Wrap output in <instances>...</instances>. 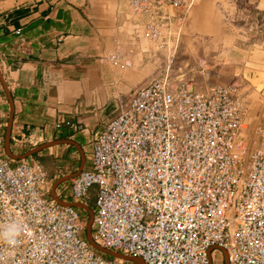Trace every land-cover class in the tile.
I'll list each match as a JSON object with an SVG mask.
<instances>
[{
  "label": "built area",
  "instance_id": "2783aa9c",
  "mask_svg": "<svg viewBox=\"0 0 264 264\" xmlns=\"http://www.w3.org/2000/svg\"><path fill=\"white\" fill-rule=\"evenodd\" d=\"M124 1L134 39L159 50L176 46L195 2ZM247 112L236 86L199 85L182 72L118 97L90 166L63 188L76 202L93 191V244L141 264H212L222 251L227 264H264V122L248 133ZM4 156L0 126V264H138L90 245L80 212L48 197L39 163Z\"/></svg>",
  "mask_w": 264,
  "mask_h": 264
},
{
  "label": "crops",
  "instance_id": "0c3cea01",
  "mask_svg": "<svg viewBox=\"0 0 264 264\" xmlns=\"http://www.w3.org/2000/svg\"><path fill=\"white\" fill-rule=\"evenodd\" d=\"M198 1V16L208 10L225 16L264 13V0ZM130 21L124 0H0L4 157L16 163L42 145L61 142L25 159L47 171L50 199L81 205L74 208L89 219L94 195L76 202L63 188L90 166V144L114 115L116 99L146 80L154 64L152 56L137 53L149 45L134 42ZM114 54L119 63L111 60ZM255 83L262 85L264 77ZM59 121L70 125L56 129ZM212 264H225L223 254L213 253Z\"/></svg>",
  "mask_w": 264,
  "mask_h": 264
},
{
  "label": "rangeland",
  "instance_id": "374dc122",
  "mask_svg": "<svg viewBox=\"0 0 264 264\" xmlns=\"http://www.w3.org/2000/svg\"><path fill=\"white\" fill-rule=\"evenodd\" d=\"M198 5L199 1L195 0L188 15L182 17L176 46L171 42L162 50L149 49L144 53L140 49L137 52L152 56L154 63L152 70L149 69L152 73L138 86L162 74L176 77L179 72L194 78L199 85H234L248 107L246 123L250 133L255 124L264 122V83H255L256 78L264 77L261 58L264 54V13L259 17L246 13L225 16L220 11L214 14L213 10H208L204 16H198L195 15ZM127 28L128 24L126 31L130 35ZM198 65H202V69H198ZM90 196L93 200V191ZM88 221L89 217L82 214L85 231Z\"/></svg>",
  "mask_w": 264,
  "mask_h": 264
},
{
  "label": "water",
  "instance_id": "95a60500",
  "mask_svg": "<svg viewBox=\"0 0 264 264\" xmlns=\"http://www.w3.org/2000/svg\"><path fill=\"white\" fill-rule=\"evenodd\" d=\"M8 131H9V129H8ZM8 140H9V135H8V132H7L6 137H5V149H6L5 151H6V153H8ZM58 143H61V142L56 141V142H52V143H48V144L42 145V146H40V147H38V148L32 150L31 152H29L27 155H24V156L21 157L20 159L22 160V159H25L26 157H30L31 155L36 154V153H38V152H40V151H42V150H44V149H47V148H49V147H51V146H53V145H55V144H58ZM58 204H60L61 206H65V205H63V204H61V203H59V202H58ZM70 206H71V205H70ZM72 207L79 208V207H81V205L73 204ZM90 215H91V217H90V219H89V221H88V226L86 227V239H87V241L90 243V245H91L96 251H98L99 253H101V254H103V255H105V256H107V257H113V258L125 259V260H128V261H132V262H135V263L141 264V262H140L139 260H137V259L132 260V259H129V258H125V257H123V256H120V255H115V254H112V253H110V252H107V251L101 249L100 247L94 245L93 242H92V240H91V237H90L92 213H90ZM209 253H210V251H209ZM222 254H223V256H224V260H225V253H224V251H222ZM225 264H227V263H226V260H225Z\"/></svg>",
  "mask_w": 264,
  "mask_h": 264
},
{
  "label": "bare ground",
  "instance_id": "6f19581e",
  "mask_svg": "<svg viewBox=\"0 0 264 264\" xmlns=\"http://www.w3.org/2000/svg\"><path fill=\"white\" fill-rule=\"evenodd\" d=\"M133 29H134V27L131 29V31H132V36H133ZM133 40H134V42L139 43V44H140L141 41H146V42L148 43V45H149V49H152L154 52L159 50V46H158L155 42H153V41H148V40L145 39L144 37H140V38H139V41H135V39H133ZM139 46H140V45H139ZM140 48H141V47H140ZM169 49H171L170 46H169L168 50H169ZM142 51H143V50H142ZM143 52L145 53V51H143ZM125 63H127L126 65H129V64H130V61H127V62H125Z\"/></svg>",
  "mask_w": 264,
  "mask_h": 264
},
{
  "label": "clouds",
  "instance_id": "9594fccd",
  "mask_svg": "<svg viewBox=\"0 0 264 264\" xmlns=\"http://www.w3.org/2000/svg\"><path fill=\"white\" fill-rule=\"evenodd\" d=\"M17 234H18V229L14 227L13 229H10L8 232L4 233V238L7 239L9 244H14L15 243L14 237Z\"/></svg>",
  "mask_w": 264,
  "mask_h": 264
}]
</instances>
